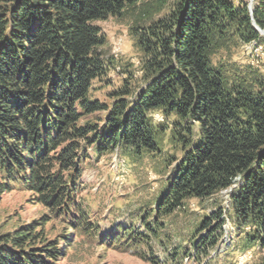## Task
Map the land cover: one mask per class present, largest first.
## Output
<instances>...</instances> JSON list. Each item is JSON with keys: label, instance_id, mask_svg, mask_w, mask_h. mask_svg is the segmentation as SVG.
<instances>
[{"label": "trees", "instance_id": "1", "mask_svg": "<svg viewBox=\"0 0 264 264\" xmlns=\"http://www.w3.org/2000/svg\"><path fill=\"white\" fill-rule=\"evenodd\" d=\"M109 18L129 22L139 76L125 70L102 101L90 93L113 56L96 21ZM255 25L264 29V0L253 13L247 0H0V201L29 192L45 209L1 237L0 264H56L93 234L106 246L152 249L161 218L225 190L229 208L205 214L193 252L175 248L172 261L214 264L230 219L232 251L255 250L264 264V72L246 49L264 46ZM116 150L166 164L144 232L102 233L80 198L91 152ZM49 224L66 230L49 237ZM151 254L139 257L162 263Z\"/></svg>", "mask_w": 264, "mask_h": 264}, {"label": "rangeland", "instance_id": "2", "mask_svg": "<svg viewBox=\"0 0 264 264\" xmlns=\"http://www.w3.org/2000/svg\"><path fill=\"white\" fill-rule=\"evenodd\" d=\"M247 1L253 7L256 0ZM96 24L107 34L106 53L109 57L113 56V63L107 76L94 81L90 95L91 98L109 101L107 94L122 84L127 77L125 70H137L139 53L129 34L130 24L127 20L109 18L98 20ZM254 43L246 46L249 60L264 72V48H255ZM135 74L139 76L138 71ZM155 118L159 122L160 116ZM166 149L169 147L166 146ZM91 155L93 157L85 164L80 198L94 221L102 226L101 232H110L115 226L119 230L123 226L144 232L142 219L152 222L154 203L167 173L164 171L166 164L161 158L134 162L119 150L103 157H96L92 152ZM229 206V191L220 192L203 203L196 199L186 201L182 208L160 219L159 237L152 239V249L136 245L130 249H125L124 245L117 248L100 243L98 235L93 234L88 238L78 236L68 255L56 264H155L139 257L141 253L148 255L150 252L154 258L161 260L159 264H205L204 258L196 262L182 255L172 261L169 254L175 248H180V252L185 254L192 253L194 230L200 219L217 207L228 209ZM44 212L41 206L31 203L29 192L15 190L5 194L0 201V239L20 226L33 222ZM47 230L49 237H55L66 229L56 224L53 231L49 224ZM225 231L217 250H211L212 256L220 253L214 264H259L260 257L255 250L232 251L237 246L238 236L230 219Z\"/></svg>", "mask_w": 264, "mask_h": 264}, {"label": "water", "instance_id": "3", "mask_svg": "<svg viewBox=\"0 0 264 264\" xmlns=\"http://www.w3.org/2000/svg\"><path fill=\"white\" fill-rule=\"evenodd\" d=\"M249 9H250V11H251V13H253V7L249 4ZM254 24H255V21H254ZM256 26V28L259 30V32L261 33V34H264V29H261L259 26H257V25H255Z\"/></svg>", "mask_w": 264, "mask_h": 264}, {"label": "built area", "instance_id": "4", "mask_svg": "<svg viewBox=\"0 0 264 264\" xmlns=\"http://www.w3.org/2000/svg\"><path fill=\"white\" fill-rule=\"evenodd\" d=\"M253 46H254L255 48H258V47H259V48H262V49L264 48V46H262V45H260V44H256V43H254ZM225 191H227V190H225Z\"/></svg>", "mask_w": 264, "mask_h": 264}]
</instances>
